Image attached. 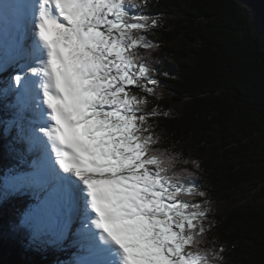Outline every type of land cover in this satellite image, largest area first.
<instances>
[{
	"label": "snow or ice",
	"instance_id": "snow-or-ice-1",
	"mask_svg": "<svg viewBox=\"0 0 264 264\" xmlns=\"http://www.w3.org/2000/svg\"><path fill=\"white\" fill-rule=\"evenodd\" d=\"M148 5L0 6V71L17 69L6 89L14 112L0 123L5 135L15 131L30 169L9 185L34 201L17 230L31 231L30 246L48 237L78 249L74 264H224L223 247L204 239L207 211L185 199L205 192L182 183L175 160L155 150L161 112L146 108L159 81L136 51L155 47L141 35L158 27Z\"/></svg>",
	"mask_w": 264,
	"mask_h": 264
},
{
	"label": "trees",
	"instance_id": "trees-1",
	"mask_svg": "<svg viewBox=\"0 0 264 264\" xmlns=\"http://www.w3.org/2000/svg\"><path fill=\"white\" fill-rule=\"evenodd\" d=\"M144 12L162 21L141 33L155 47L136 50L165 90L147 97L146 110L161 112L155 150L205 192L185 199L207 211V247H223L224 264H264V0H149ZM3 132L0 264H23L31 231L17 226L27 197L4 183L21 160ZM55 252L35 251L26 264H55Z\"/></svg>",
	"mask_w": 264,
	"mask_h": 264
},
{
	"label": "rangeland",
	"instance_id": "rangeland-1",
	"mask_svg": "<svg viewBox=\"0 0 264 264\" xmlns=\"http://www.w3.org/2000/svg\"><path fill=\"white\" fill-rule=\"evenodd\" d=\"M238 1H240V0H238ZM161 24H162V21L158 20V26H160ZM11 72H12L11 68H9L7 71H3V72L0 73V100L2 99L3 95H5L7 97V99H6L5 103H4V104H6V107L3 110L4 111V116L0 117V121H6V120L10 119L11 116H12V113L14 112V109H12L10 107H7L8 105H11L14 102V95H13L12 101H10L8 94L6 95V93L4 92L5 88H8L9 85L12 84V77L14 75L12 76ZM3 80H4V82H3ZM3 92H4V94H3ZM164 92H165V90L163 88H161V87H156L155 91H154V93L156 95H162ZM1 125L6 127V125L3 124V123H0V126ZM12 133H13V130H12ZM14 134H15V132H14ZM2 138L5 140L6 143H8L7 139L4 136ZM16 153H17V151H16ZM27 165H28L27 163H23L21 165V168L14 172L13 176L17 175L18 173L26 172L27 169L29 168ZM7 183H9V180L7 181ZM33 203H34V201L31 198L29 200V203L26 204V206H20L21 211H23L25 213L28 210L29 206L31 204H33ZM30 239H28V241H27L28 244H29ZM43 245H46L47 248H43L42 247ZM66 247L67 246H65L63 249H61V248H58L57 246H55L54 244H47V243L43 244L42 242H40L38 240L35 244L31 245L30 248H26L27 252L29 253V255L23 257L22 263L26 264V262H29V260L32 263L34 256L38 255V254L35 253V251H39L41 253V255H45V253L47 251H52V248H54V250H57L58 254H59L58 258L55 261V264H68V259L71 258L72 256L71 255L69 256V255L66 254V251H65ZM67 250H69V251L72 250L74 252L73 254H75V255H77L78 252H79V250L75 249V248L67 247Z\"/></svg>",
	"mask_w": 264,
	"mask_h": 264
},
{
	"label": "bare ground",
	"instance_id": "bare-ground-1",
	"mask_svg": "<svg viewBox=\"0 0 264 264\" xmlns=\"http://www.w3.org/2000/svg\"><path fill=\"white\" fill-rule=\"evenodd\" d=\"M5 2H7V0H0V6H2ZM15 74H17V69H16V72H15ZM14 74V75H15ZM7 79V78H6ZM3 82H4V80H3ZM6 94H10V97L11 98H13V95L11 94V93H6ZM3 99H7V97L5 96V95H3L2 96V99L1 100H3ZM15 131L13 130V133H14ZM8 140H9V142H10V144H11V146L13 147V148H15L16 150H18V151H20V153H22L23 151H24V146L23 145H21V144H18V143H15L14 141H11L9 138H8ZM52 251H54V250H52ZM56 252L55 253H57V257L59 256V254H58V251L57 250H55ZM67 252H66V254L67 255H71L72 257L71 258H69L68 259V264H74V259H75V257H76V255L75 254H73L74 252L71 250V251H69V250H66ZM79 253V252H78Z\"/></svg>",
	"mask_w": 264,
	"mask_h": 264
}]
</instances>
